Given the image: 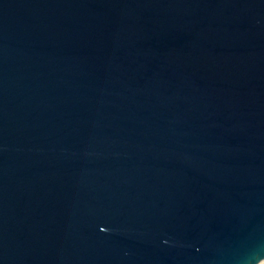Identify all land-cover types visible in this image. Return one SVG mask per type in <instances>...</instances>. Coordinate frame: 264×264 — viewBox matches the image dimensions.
<instances>
[{
    "label": "water",
    "instance_id": "1",
    "mask_svg": "<svg viewBox=\"0 0 264 264\" xmlns=\"http://www.w3.org/2000/svg\"><path fill=\"white\" fill-rule=\"evenodd\" d=\"M264 259V0H0V264Z\"/></svg>",
    "mask_w": 264,
    "mask_h": 264
},
{
    "label": "built area",
    "instance_id": "2",
    "mask_svg": "<svg viewBox=\"0 0 264 264\" xmlns=\"http://www.w3.org/2000/svg\"><path fill=\"white\" fill-rule=\"evenodd\" d=\"M258 264H264V260H263V261H261V262H259Z\"/></svg>",
    "mask_w": 264,
    "mask_h": 264
},
{
    "label": "bare ground",
    "instance_id": "3",
    "mask_svg": "<svg viewBox=\"0 0 264 264\" xmlns=\"http://www.w3.org/2000/svg\"><path fill=\"white\" fill-rule=\"evenodd\" d=\"M263 260H264V259H263ZM263 260H261V261H263ZM261 261H260V262H261Z\"/></svg>",
    "mask_w": 264,
    "mask_h": 264
}]
</instances>
